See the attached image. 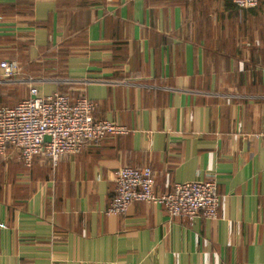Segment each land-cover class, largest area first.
I'll return each mask as SVG.
<instances>
[{
	"label": "crops",
	"instance_id": "crops-1",
	"mask_svg": "<svg viewBox=\"0 0 264 264\" xmlns=\"http://www.w3.org/2000/svg\"><path fill=\"white\" fill-rule=\"evenodd\" d=\"M0 105L54 92L129 132L30 166L0 154V264H264V0H0ZM154 191L216 179L217 220L134 201L107 213L117 168Z\"/></svg>",
	"mask_w": 264,
	"mask_h": 264
},
{
	"label": "built area",
	"instance_id": "built-area-1",
	"mask_svg": "<svg viewBox=\"0 0 264 264\" xmlns=\"http://www.w3.org/2000/svg\"><path fill=\"white\" fill-rule=\"evenodd\" d=\"M240 8H253L259 0H232ZM1 75L12 79L19 71L15 61H0ZM97 104L85 96L75 99L67 94L39 95L30 86L29 96L15 104L0 105V154L7 146L20 150L22 162L30 166L37 156L45 155L55 166L64 154L77 155L88 144L126 134L129 129L109 119L95 117ZM45 136L49 137L45 141ZM115 195L107 213L122 215L134 201L159 204L171 216L217 220L221 197L216 179L176 182L164 193L154 191L153 167L123 166L114 172Z\"/></svg>",
	"mask_w": 264,
	"mask_h": 264
},
{
	"label": "trees",
	"instance_id": "trees-1",
	"mask_svg": "<svg viewBox=\"0 0 264 264\" xmlns=\"http://www.w3.org/2000/svg\"><path fill=\"white\" fill-rule=\"evenodd\" d=\"M230 2H231V5H232L235 9L244 10V11H247V10L254 11V10L260 8L262 0H259L258 5H257L256 7H253V8H240V7L236 6V5L232 2V0H230ZM15 76H16V75H15ZM15 76H14V77H15ZM101 142H102V141H101ZM101 142H100V143H101ZM98 144H99V143H98Z\"/></svg>",
	"mask_w": 264,
	"mask_h": 264
},
{
	"label": "water",
	"instance_id": "water-1",
	"mask_svg": "<svg viewBox=\"0 0 264 264\" xmlns=\"http://www.w3.org/2000/svg\"><path fill=\"white\" fill-rule=\"evenodd\" d=\"M44 140L45 141H48L49 140V137L48 136H45Z\"/></svg>",
	"mask_w": 264,
	"mask_h": 264
}]
</instances>
